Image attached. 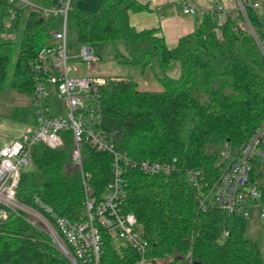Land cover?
Wrapping results in <instances>:
<instances>
[{
    "label": "trees",
    "instance_id": "1",
    "mask_svg": "<svg viewBox=\"0 0 264 264\" xmlns=\"http://www.w3.org/2000/svg\"><path fill=\"white\" fill-rule=\"evenodd\" d=\"M45 9H60L65 0H30ZM74 0L68 11V36L82 45L124 43L129 53L116 48L121 64L144 71L157 61L160 91L138 88L132 77H104L101 88L104 113L122 120L124 139L118 149L138 161L177 159V170L168 176L127 170L126 213L134 214L152 247L153 264L176 258L187 264H264L259 245L246 238L221 210L204 209L200 191L190 175L212 187L219 179L223 157L235 155L264 121V55L236 9L219 27L218 14L204 16L196 30L168 48L158 30L136 31L130 13L145 10L136 0H103L96 12L79 10ZM15 18L10 20V10ZM251 26L264 41V16L249 8ZM64 23L62 14H46L35 6L0 0V92L7 88L28 95L34 89L33 65L40 50L53 44V35ZM173 61L182 63V75H167ZM56 115V114H51ZM8 118L36 127L38 115L31 102L14 107ZM84 170L91 178V196L100 200L112 178V156L84 145ZM74 139L64 132V145L33 148V169L23 170L17 200L40 212L49 222L43 203L58 217L78 222L85 214L81 171L72 165ZM264 151V146H262ZM251 182L264 192L256 178ZM0 219V264H73L58 248L46 228L33 224L19 210L9 209ZM52 223V222H51ZM228 232L229 235L225 236ZM138 254L118 248L104 238L102 264H134Z\"/></svg>",
    "mask_w": 264,
    "mask_h": 264
},
{
    "label": "built area",
    "instance_id": "2",
    "mask_svg": "<svg viewBox=\"0 0 264 264\" xmlns=\"http://www.w3.org/2000/svg\"><path fill=\"white\" fill-rule=\"evenodd\" d=\"M19 3L24 7L35 6L46 14H62V29L53 35V44L40 50L33 65L34 89L31 104L36 109L38 124L27 128L22 136L0 149V219H7L9 209L27 211L17 201V187L21 172L33 161V148L44 144L51 149L64 145V132L70 131L74 139L71 157L73 166L81 171L85 191V214L78 222L58 217L51 209L40 202L50 215L51 222L39 213H32L52 237L58 248L73 264H102L101 255L105 237L112 239L118 248H131L138 254L134 264H153L150 254L151 243L144 236L134 214L124 211L127 183L124 173L127 170H140L148 175L168 176L177 170V159L151 162L138 161L123 153L105 133L100 131L99 116L104 113L101 88L106 80L103 77L71 75L69 67L68 11L74 0L63 1L62 7L45 9L34 5L30 0H5ZM252 8L260 17L261 1L237 0V9L242 13V28H247L264 55V41L260 40L251 26L247 10ZM184 14L195 15L198 9L185 4ZM230 10L219 5L203 14H218V24L222 25ZM10 20L15 18V10H10ZM83 61L99 60L84 45L81 51ZM56 114V115H51ZM84 145L96 152L112 156V178L100 200L91 196L90 174L84 170ZM264 121L256 132L246 140L235 155L226 154L221 164L222 172L217 182L209 187L200 181V173L190 175L191 183L200 191V203L206 210H221L227 216L243 220L251 219L252 209L264 219V192L257 188L251 177L256 165H264ZM35 224V223H33ZM229 233L226 232L225 236ZM176 258L167 260L168 264ZM177 264H187L178 261Z\"/></svg>",
    "mask_w": 264,
    "mask_h": 264
},
{
    "label": "rangeland",
    "instance_id": "3",
    "mask_svg": "<svg viewBox=\"0 0 264 264\" xmlns=\"http://www.w3.org/2000/svg\"><path fill=\"white\" fill-rule=\"evenodd\" d=\"M102 2L103 0H78L76 7L79 10L96 12L101 8ZM261 10H264V1H261ZM219 27H221V25ZM68 41L70 57L69 67L71 75L103 78L111 77L113 80H115L116 77L130 76L137 81L138 88L140 90H163V86L155 78V74L160 73V67L157 61H154L153 66L148 67L144 71L139 66H130L118 62L116 48H118L121 53H129L128 48L124 43H119L117 47L111 43L88 44L87 47L93 50L94 55L99 58L97 62L91 63L83 61L81 51L84 45L77 42V40L71 34H69ZM30 102L31 99L28 95L21 94L18 91L5 87V89L0 92V119H8L9 113L14 107L27 106ZM99 121L100 131L108 135L116 146H120L124 139L122 120L120 118L101 113L99 116ZM31 169H33L32 163L28 167L24 168V170ZM259 172H261L262 175L257 176V184L264 186V165L260 167ZM18 203L21 207H26L27 211L39 215L40 212L36 211L35 209L25 206L19 201ZM21 212L26 214L32 223H35L36 225L41 224L45 228V225L35 218L32 213H26L24 211ZM231 223L233 226L237 227L238 231L246 238L256 242L259 245L261 252L264 254V219L260 218L257 210L252 209L251 219L243 220L239 217H236L232 218Z\"/></svg>",
    "mask_w": 264,
    "mask_h": 264
},
{
    "label": "crops",
    "instance_id": "4",
    "mask_svg": "<svg viewBox=\"0 0 264 264\" xmlns=\"http://www.w3.org/2000/svg\"><path fill=\"white\" fill-rule=\"evenodd\" d=\"M145 10L130 13L129 22L136 31L158 30L170 49H175L181 38L193 33L203 22L204 12L223 5L230 11L237 9V0H136ZM250 2L253 0H244ZM185 4L198 9L195 15H186ZM242 23V22H240ZM167 75L177 80L182 75V63L173 61ZM27 127L8 119H0V149L20 138Z\"/></svg>",
    "mask_w": 264,
    "mask_h": 264
},
{
    "label": "water",
    "instance_id": "5",
    "mask_svg": "<svg viewBox=\"0 0 264 264\" xmlns=\"http://www.w3.org/2000/svg\"><path fill=\"white\" fill-rule=\"evenodd\" d=\"M254 1H264V0H254Z\"/></svg>",
    "mask_w": 264,
    "mask_h": 264
}]
</instances>
